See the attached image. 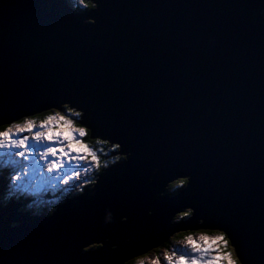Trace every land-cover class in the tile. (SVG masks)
<instances>
[{"label": "water", "instance_id": "1", "mask_svg": "<svg viewBox=\"0 0 264 264\" xmlns=\"http://www.w3.org/2000/svg\"><path fill=\"white\" fill-rule=\"evenodd\" d=\"M102 3L110 6L88 28L70 20L62 0L0 6L3 118L48 111L65 98L58 89H77L87 123L136 156L96 193L57 203L55 219L16 205L0 228V264H80L68 227L77 218L106 246L116 232H136L111 260L137 245L145 255L203 227L202 216L179 227V212L197 199L206 210L235 207L264 264V0ZM185 173L194 188L171 197L168 178ZM107 260L92 254L87 264Z\"/></svg>", "mask_w": 264, "mask_h": 264}, {"label": "snow or ice", "instance_id": "2", "mask_svg": "<svg viewBox=\"0 0 264 264\" xmlns=\"http://www.w3.org/2000/svg\"><path fill=\"white\" fill-rule=\"evenodd\" d=\"M7 2L0 0V6ZM64 4L69 8L70 20L83 24L85 28L95 27L96 14L110 6L102 0H73L71 4L62 0V6ZM260 17L264 18V7ZM89 18L92 19L89 21ZM58 91L65 98L55 106L50 105L49 111L8 119H4L3 111H0V196L4 197V201H0L2 229L6 216L13 214L15 206L23 202L26 194L51 188L62 193L72 192L71 201L84 200L100 190L106 176L117 169L127 168L136 160L127 144L122 148L124 142H112V135L101 138V133L87 123L89 112L82 91L73 88H60ZM98 146H109L110 152ZM121 152L123 154H117ZM109 155L113 157L111 160L107 159ZM174 175L178 178H168L172 181L168 184L171 197L183 196L194 188L190 173ZM60 210L59 207L52 208L47 215L55 219ZM201 216L203 227L198 233L185 235L177 232L176 235L183 238L182 245L165 250L162 258L156 255L150 264H256L250 230L246 229L235 207L211 204L206 210L197 199L179 212L178 219L183 222L179 227L187 228L190 226L189 218ZM125 220H129L128 215H125ZM108 222L115 223L111 212ZM68 227L75 240L74 253L80 258V264H87L92 254L108 258L109 264H146V256L142 253L147 250L138 245L137 250L114 261L110 259L122 246L133 245L135 231L122 236L116 232L106 246L103 237L91 235L81 219L73 220ZM94 240L101 242L94 243Z\"/></svg>", "mask_w": 264, "mask_h": 264}, {"label": "rangeland", "instance_id": "3", "mask_svg": "<svg viewBox=\"0 0 264 264\" xmlns=\"http://www.w3.org/2000/svg\"><path fill=\"white\" fill-rule=\"evenodd\" d=\"M107 159L111 160V156H108ZM5 175H6V172H5ZM92 175H94V174H92ZM61 193L62 192H58L56 190L49 188L46 191L26 194V198L23 200L28 201V204L30 203L29 205H31L33 202H36L37 200H39L42 196L47 197V199H48L47 205H44L45 202H43L42 204H40V202H38L37 204H34L32 209L29 211L30 214L37 215V214H41V212L44 208H47V210H48L52 207V205L58 203L59 201H63V200H60L61 195H62ZM69 193H71V192H69ZM69 193H63V194L68 195ZM2 200L4 201V197L2 198ZM17 210H18V204H17ZM188 232L189 233L190 232L191 233H198L199 231H188ZM182 239L183 238H175V239L172 238V239L168 240V242H166V245L162 244L160 246L152 248L150 251H148L147 254H145L146 264H150L151 258L155 257L156 255H160L162 258L165 250L170 251L173 247L181 246L182 245ZM157 249H159V251H157Z\"/></svg>", "mask_w": 264, "mask_h": 264}, {"label": "trees", "instance_id": "4", "mask_svg": "<svg viewBox=\"0 0 264 264\" xmlns=\"http://www.w3.org/2000/svg\"><path fill=\"white\" fill-rule=\"evenodd\" d=\"M68 3H69V4L73 3V0H68ZM48 111H49V110H48ZM98 147H103L105 152H110V147H109V146H98ZM109 156H111V155H109ZM112 158H113V157L111 156V159H112ZM4 174H5V173H4ZM94 175H96V174H94ZM169 184H170V183H169ZM89 186H90V185H89ZM167 191H169V190H168V185H167ZM61 194H62V195H61L60 200H64L65 198L71 197V196L73 195L72 192L69 193L68 195H67V194L64 195L63 193H61ZM2 198H3V196H0V201H3ZM59 202H60V201H59ZM29 204H30V203H29ZM29 204H28V201L23 200V202L19 204L20 206H18V209H19V210H30V208L32 209V207H29ZM55 206H56V204L52 205V207H51L50 209H48V210H47V208H44L43 210H44L46 213H48V212L51 211V209L54 208ZM22 208H23V209H22ZM180 232H183L185 235L189 234L188 231H180ZM190 233H191V232H190ZM176 234H177V233H175V235H174L176 238H182V237H180V236H177ZM167 242H168V241H167ZM163 245H166V242H165Z\"/></svg>", "mask_w": 264, "mask_h": 264}, {"label": "clouds", "instance_id": "5", "mask_svg": "<svg viewBox=\"0 0 264 264\" xmlns=\"http://www.w3.org/2000/svg\"><path fill=\"white\" fill-rule=\"evenodd\" d=\"M68 4H69V3H68ZM43 200H44V201H43ZM47 200H48L47 197L42 196L39 200H37L36 202H33V203L31 204V207H33V205H34V204H37L38 202H40V204H42L43 202H45L44 205H47V204H48V201H47ZM56 204H57V203H56ZM54 208H55V207H54ZM30 210H31V208H30ZM30 210H19V211H26V212H28L29 215H33V214H30V213H29ZM41 214L46 215L47 213H46L44 210H42ZM37 215H39V214H37ZM34 216H35V215H34Z\"/></svg>", "mask_w": 264, "mask_h": 264}, {"label": "bare ground", "instance_id": "6", "mask_svg": "<svg viewBox=\"0 0 264 264\" xmlns=\"http://www.w3.org/2000/svg\"><path fill=\"white\" fill-rule=\"evenodd\" d=\"M63 201H64V200H63ZM63 201H60V202H63ZM60 202H58V203H60ZM19 204H20V203H19ZM19 204H18V206H20ZM17 212H19V209H18V211H17Z\"/></svg>", "mask_w": 264, "mask_h": 264}, {"label": "flooded vegetation", "instance_id": "7", "mask_svg": "<svg viewBox=\"0 0 264 264\" xmlns=\"http://www.w3.org/2000/svg\"><path fill=\"white\" fill-rule=\"evenodd\" d=\"M90 186H91V185H90ZM90 186H89V187H90Z\"/></svg>", "mask_w": 264, "mask_h": 264}]
</instances>
